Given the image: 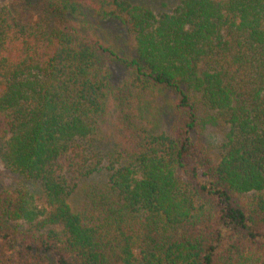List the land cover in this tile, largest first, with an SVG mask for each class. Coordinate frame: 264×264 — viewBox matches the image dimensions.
Masks as SVG:
<instances>
[{
	"label": "trees",
	"instance_id": "16d2710c",
	"mask_svg": "<svg viewBox=\"0 0 264 264\" xmlns=\"http://www.w3.org/2000/svg\"><path fill=\"white\" fill-rule=\"evenodd\" d=\"M160 7L0 1V264H264V0Z\"/></svg>",
	"mask_w": 264,
	"mask_h": 264
},
{
	"label": "rangeland",
	"instance_id": "374dc122",
	"mask_svg": "<svg viewBox=\"0 0 264 264\" xmlns=\"http://www.w3.org/2000/svg\"><path fill=\"white\" fill-rule=\"evenodd\" d=\"M133 1L150 6L151 8H153L155 13L161 11L160 6H162L163 3L165 4V8L163 11H168L170 8L172 9L173 5L175 4V0H133ZM98 23L102 24L104 28L108 29L110 35H113L114 37L119 36L118 40L123 38L124 41L122 43V46L124 45L125 42L129 44V46L132 44V37L130 35H127L124 28L115 26V24H113L112 21H104V22L102 21ZM116 76L118 75L115 74V77ZM15 181H16L15 177L11 175L8 170L2 168L1 182L7 184V186L8 185L10 186L15 184Z\"/></svg>",
	"mask_w": 264,
	"mask_h": 264
}]
</instances>
